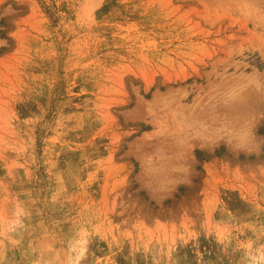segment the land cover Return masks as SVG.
<instances>
[{"label": "rangeland", "instance_id": "374dc122", "mask_svg": "<svg viewBox=\"0 0 264 264\" xmlns=\"http://www.w3.org/2000/svg\"><path fill=\"white\" fill-rule=\"evenodd\" d=\"M264 249V0H0V264H250Z\"/></svg>", "mask_w": 264, "mask_h": 264}, {"label": "clouds", "instance_id": "9594fccd", "mask_svg": "<svg viewBox=\"0 0 264 264\" xmlns=\"http://www.w3.org/2000/svg\"><path fill=\"white\" fill-rule=\"evenodd\" d=\"M250 264H264V249H250L247 253Z\"/></svg>", "mask_w": 264, "mask_h": 264}]
</instances>
